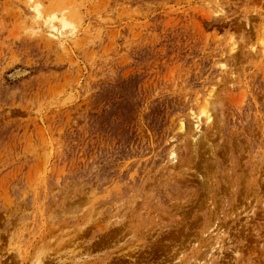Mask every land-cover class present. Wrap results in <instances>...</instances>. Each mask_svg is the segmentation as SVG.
<instances>
[{
  "label": "rangeland",
  "instance_id": "1",
  "mask_svg": "<svg viewBox=\"0 0 264 264\" xmlns=\"http://www.w3.org/2000/svg\"><path fill=\"white\" fill-rule=\"evenodd\" d=\"M0 264H264V0H0Z\"/></svg>",
  "mask_w": 264,
  "mask_h": 264
},
{
  "label": "bare ground",
  "instance_id": "2",
  "mask_svg": "<svg viewBox=\"0 0 264 264\" xmlns=\"http://www.w3.org/2000/svg\"><path fill=\"white\" fill-rule=\"evenodd\" d=\"M208 103H209V101L208 100H205L204 101V105H203V107H202V109L200 110V112H198V113H194V112H192L191 113V116H192V124H193V127H192V129H196L197 131H198V133H200L199 132V130H200V126L201 125H207L208 123H210L211 122V113H209V109H208ZM178 129H180V130H184L185 129V124H184V121L181 119L180 121H179V128ZM195 130V131H196ZM197 131H196V134H198L197 133ZM202 134V133H201ZM194 135V134H193ZM195 136V135H194ZM201 138V137H200ZM199 138V139H200ZM197 140V139H196ZM170 154V156L172 155H174V153H175V151H174V149H171L170 150V152H169ZM175 156V155H174ZM172 159V161H173V159H175L174 157H171ZM170 160V161H171ZM216 218V217H215ZM135 219V218H134ZM118 224V223H117ZM119 224H121L120 222H119ZM124 224V223H123ZM126 225V224H125ZM124 227V226H123ZM118 228V227H117ZM116 228V229H117ZM121 227H120V225H119V230H121L120 229ZM116 229H115V231H116ZM118 229H117V231H118ZM114 232V231H113ZM223 234V233H222ZM236 251V250H235Z\"/></svg>",
  "mask_w": 264,
  "mask_h": 264
}]
</instances>
